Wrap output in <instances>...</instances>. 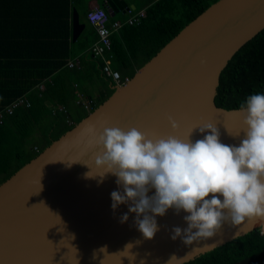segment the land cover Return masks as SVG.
Returning <instances> with one entry per match:
<instances>
[{"label":"water","instance_id":"1","mask_svg":"<svg viewBox=\"0 0 264 264\" xmlns=\"http://www.w3.org/2000/svg\"><path fill=\"white\" fill-rule=\"evenodd\" d=\"M107 1L112 10L116 0ZM84 27L73 9V41ZM262 29L264 0L216 1L87 116L2 182L0 264H167L173 255L171 264H184L261 228L264 219L253 218L186 245L171 239L173 227H187L186 213L170 209L156 217L159 231L145 240L134 226L135 214L120 222L127 205L115 212L111 208L116 178L108 174L98 183L99 177L86 178L85 173L103 174L94 158L101 151L96 138L105 127H135L150 137L185 139L195 127L212 123L222 143L238 145L244 114L239 108L218 107L215 96L223 68ZM169 117L178 128L171 127ZM202 135L196 129L191 139ZM129 243L133 247L125 249Z\"/></svg>","mask_w":264,"mask_h":264},{"label":"trees","instance_id":"2","mask_svg":"<svg viewBox=\"0 0 264 264\" xmlns=\"http://www.w3.org/2000/svg\"><path fill=\"white\" fill-rule=\"evenodd\" d=\"M92 0H0V184L33 159L53 140L100 105L114 91V82L103 72V61L89 47L98 38L87 21ZM97 2L99 0H96ZM123 1V3H122ZM218 0H140L145 16L129 24L115 19L129 6L116 0L114 15L121 27L109 38L106 52L121 80L131 78L183 27ZM125 3V5H124ZM98 5L108 10V1ZM85 27L72 40V10ZM70 59L78 65L68 66ZM96 79L102 89L96 97L85 96L82 86ZM92 99L89 111L75 102L77 94ZM264 93V29L247 41L228 61L219 77L215 104L239 108L247 96ZM22 98L13 113L6 108ZM81 108L78 115L72 107ZM65 109V114L58 107ZM42 138V144L34 140ZM33 146L38 151H33ZM184 264H264V233L260 228L237 237Z\"/></svg>","mask_w":264,"mask_h":264},{"label":"clouds","instance_id":"3","mask_svg":"<svg viewBox=\"0 0 264 264\" xmlns=\"http://www.w3.org/2000/svg\"><path fill=\"white\" fill-rule=\"evenodd\" d=\"M239 111L244 114V127L238 145L222 143L212 123L195 127L185 139L150 137L135 127L127 131L105 127L96 138L101 151L94 158L103 174L90 175V170L85 176L99 177L98 183L108 174L116 178L111 208L115 212L127 205L120 222L135 214L134 226L145 240L159 231L156 217L170 209L177 215L186 213L187 227L171 230V239L180 238L186 245L214 237L225 225L264 219V93L247 96ZM169 122L173 129L179 127L171 117ZM196 129L203 135L193 142ZM132 247L129 243L125 249Z\"/></svg>","mask_w":264,"mask_h":264},{"label":"built area","instance_id":"4","mask_svg":"<svg viewBox=\"0 0 264 264\" xmlns=\"http://www.w3.org/2000/svg\"><path fill=\"white\" fill-rule=\"evenodd\" d=\"M128 12L130 13V10H128ZM143 16L144 10L140 11L137 14H130L127 17L126 22L129 24L139 22V18ZM86 19L95 28L96 33L98 35L97 40L93 42V44L89 47V51L93 54V56L98 57L103 61V72L113 80L115 84L114 86H119L121 83H123L120 77V73L112 69L110 57H106L105 54L106 52H109L111 48V41L109 36L113 31H116L118 30V28L121 27V22L114 21L110 25H108V16L104 9L98 5L92 6L87 10ZM74 65L75 64H73L72 62H68L69 67H72ZM23 103L24 100L22 98H18L6 108V113H13V111ZM77 103L81 105L86 111H89L92 107L93 101L92 99H83L81 94H79ZM58 109L61 110L63 113H66L64 108L59 106ZM1 119L2 114L0 113V121Z\"/></svg>","mask_w":264,"mask_h":264},{"label":"rangeland","instance_id":"5","mask_svg":"<svg viewBox=\"0 0 264 264\" xmlns=\"http://www.w3.org/2000/svg\"><path fill=\"white\" fill-rule=\"evenodd\" d=\"M127 1L129 3V6L132 9H134V10L136 8L139 9L141 7L139 5L141 3L140 0H127ZM98 2H100V0ZM128 10H130V13L128 12ZM142 10H144V16H145V9L144 8H141V9H139L137 11H132L130 8L127 7V8L123 9V12H116L115 15H114V13H115L114 9H112V10L108 9L107 11H106V9H104V11L106 12L107 16L113 14L116 19H120V20L124 19L125 17H128L130 14H137V13H139ZM115 21H118V20H115ZM68 62L69 63L72 62L73 64H77L78 65L79 61L77 59H70ZM78 95H79V93L77 94V97H76V100H75L76 103H77V100H78ZM71 111H72V113L74 115H78L81 112V108H78V106L75 105V106L72 107ZM1 121H2V119H1ZM1 121H0V123H1ZM34 141L37 142V144H42L41 136H38L37 139H35ZM32 149H33V151H38V148L36 146H33ZM260 231H261V233H264V225L260 228Z\"/></svg>","mask_w":264,"mask_h":264},{"label":"crops","instance_id":"6","mask_svg":"<svg viewBox=\"0 0 264 264\" xmlns=\"http://www.w3.org/2000/svg\"><path fill=\"white\" fill-rule=\"evenodd\" d=\"M96 3L98 4V2L96 0H92L89 2V6H92ZM82 86H83L84 91H85L84 92L85 96L91 95V97H96L101 92L105 91V89L101 88L100 83L96 79H93L91 82H85L82 84Z\"/></svg>","mask_w":264,"mask_h":264},{"label":"bare ground","instance_id":"7","mask_svg":"<svg viewBox=\"0 0 264 264\" xmlns=\"http://www.w3.org/2000/svg\"><path fill=\"white\" fill-rule=\"evenodd\" d=\"M127 80H128V78L123 80V83H121L119 86L123 85Z\"/></svg>","mask_w":264,"mask_h":264}]
</instances>
